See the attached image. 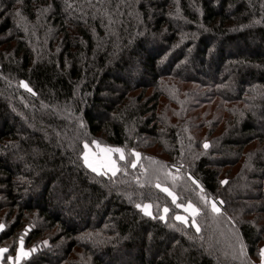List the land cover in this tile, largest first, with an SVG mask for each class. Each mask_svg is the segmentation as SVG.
<instances>
[{
	"label": "trees",
	"instance_id": "16d2710c",
	"mask_svg": "<svg viewBox=\"0 0 264 264\" xmlns=\"http://www.w3.org/2000/svg\"><path fill=\"white\" fill-rule=\"evenodd\" d=\"M211 54L215 74L188 72ZM133 69V80L119 78ZM189 89L197 102L179 107ZM162 99L176 107L161 110ZM263 108L264 0H0V247L13 240L2 264L20 237L36 247L24 264H109L101 255L122 264H145L147 255L148 264H252L264 242V129L253 121ZM209 114L206 137L216 143L205 148ZM95 137L137 151L136 167L128 154L115 175L88 169L82 144ZM55 182L60 202L89 203L74 211L80 225L45 205ZM157 183L200 210L196 226L176 219L182 210ZM27 215L45 226L22 231Z\"/></svg>",
	"mask_w": 264,
	"mask_h": 264
},
{
	"label": "rangeland",
	"instance_id": "374dc122",
	"mask_svg": "<svg viewBox=\"0 0 264 264\" xmlns=\"http://www.w3.org/2000/svg\"><path fill=\"white\" fill-rule=\"evenodd\" d=\"M152 42V44H154L153 43V41H151ZM152 44H150L149 42H147L146 43V47L148 48V51L150 52V51H152V48L153 47H151L152 46ZM250 47V44H245V45H243V47L242 48H249ZM226 50H224V52L225 53H228V52H232L233 50H231V49H229V48H225ZM154 50V49H153ZM216 56H213L212 54L210 55V57L208 58V56H207V59L203 62V64L202 65H199V64H197L196 62H194L193 64H192V66H190L189 67V69H188V72L189 73H201V74H205V75H212V74H215L214 72H215V70H216V65H215V63H216ZM165 67V66H164ZM219 72L220 73H224L225 72V70L224 69H220L219 70ZM119 76V78H123V79H127V80H133L134 78H135V76H136V72H135V70L133 69V70H129V71H124V72H122L121 74H119L118 75ZM24 85V84H23ZM189 90H192V89H189ZM197 92H195L194 90H192V94L191 95H189V96H186L185 94L184 95H179V96H177L176 97V99H178L179 100V107H185V106H189V101L191 102L190 104H193V103H196L197 102ZM188 97H190V99H189V101H188ZM217 101H214L213 103H212V105L214 106V104L216 103ZM181 104V105H180ZM205 106H207V105H205ZM174 108V107H176L174 104H172V103H170L169 101H167V100H165V99H162L161 100V102H160V109L161 110H168V108ZM200 112L201 111H204V110H206L205 108H204V106L202 105L199 109H198ZM198 111V112H199ZM262 111V110H261ZM211 114H209L207 117H206V119H207V121H206V124L204 125V127L200 130L201 131V139L203 140L204 139V141H203V145H205V144H207L208 145V147L207 148H209V146L210 145H212L213 143H216L215 141H216V138L214 139L213 137H206V133H208V130L210 129V128H212V124H211V122H210V120H209V116H210ZM257 116V115H256ZM9 120L11 121V118H9ZM253 121H254V126L255 127H257L258 129H264V108H263V111H262V115H261V117L260 116H257V117H253ZM12 122V121H11ZM215 129H219V130H221L222 129V123H220L219 124V126L218 127H216ZM215 133H218V131L217 132H215ZM214 134V133H213ZM93 141H96L97 143H98V145L99 146H97V144L96 143H93ZM85 145H88V147L87 148H85ZM82 146H83V151H82V158H83V161H84V164H85V160H84V157H85V154H87V156H88V160H89V162H91V163H93L94 164V166H96L97 168H98V172H100V173H108V174H112V172L111 171H109L108 169H107V167H101V165L102 164H106L107 163V155L108 154H106L105 153V151H104V149H106V148H119V149H121L122 151H123V154H124V156H125V159L128 157V154H132V162H131V164H133V163H136L137 162V160H138V158L139 157H137L136 155H135V153H138L137 151H134V150H132V149H127V148H122V147H118V146H112V145H109V144H107L106 142H105V140H103V138H90V139H88V140H86V141H84L83 142V144H82ZM153 152H156V151H159V149H153L152 150ZM120 153H111V159H113V160H115L116 161V166L118 167V163H119V161H124V160H120ZM15 164V165H17L18 166V163H19V161L17 160V159H14V160H10V164ZM21 163V162H20ZM19 163V164H20ZM86 165V164H85ZM22 166V165H21ZM14 167V166H13ZM86 167L88 168V169H90L91 170V168H89L87 165H86ZM23 169H24V167H23ZM28 169H29V167H28ZM30 169H33V167H30ZM39 169L40 170H46V171H50L52 168L51 167H49L48 165L47 166H45V165H43V166H40L39 167ZM33 172H34V174H37L38 172H36L35 171V169H33ZM98 172H95V173H98ZM67 173H65V171H63V173H62V180L64 181V180H67V181H69L70 182V184H73L72 186H74V187H76V182H75V180L74 179H72V178H70V176H68V175H66ZM223 174H224V171H223ZM61 181V180H60ZM62 182V181H61ZM40 187H41V185H37L36 186V188H34V189H32L31 190V199H37V200H39L38 199V196H37V192L39 191V189H40ZM162 188L163 187H166V186H161ZM62 188H64V187H62L61 185H60V183H57V182H55V183H53V185L51 186V189H50V192H49V194L47 195V197L45 198V205L46 206H48L49 208H52L51 209V211L53 210L55 213H57L58 215H59V217L62 219V221H64V223H68V222H71V221H69V218H71L72 219V224L73 225H75V226H77V225H80L81 223H82V221L84 220V218H83V216H81V218H83V220L79 217V215H74V211L75 210H79V209H83L84 211H85V208H86V205H89V203L88 202H81V201H78V200H76L74 197H72L71 198V200H69V201H67V202H63V201H59V199H60V197H59V190H62ZM57 190V191H55V192H53L54 190ZM169 189V188H168ZM263 189H264V181H263ZM169 191L170 192H172L170 189H169ZM246 191V190H245ZM248 191V190H247ZM166 193V192H165ZM233 193V191H231V194ZM167 194V193H166ZM168 195V194H167ZM171 199H172V197L171 196H169ZM25 201V200H27V194H24L23 195V197H21V199H20V201ZM173 202V201H172ZM177 202V201H176ZM213 202H215V201H213ZM212 202V203H213ZM216 203V206L219 208V204L217 203V202H215ZM68 204H70L69 206H68ZM177 204H180V203H175V205H177ZM187 204H189V203H187ZM187 204H185V205H183L184 207H177V208H179V209H181L182 210V212L183 213H181V214H177L176 215V217L177 216H184V217H190V218H193L192 216H191V214H190V212H186L185 211V207L187 206ZM145 205H149L150 207H148V208H145L144 206ZM180 205H182V204H180ZM104 209V206H102V207H92V208H90V210H89V212L88 213H84V214H87V217H86V219L85 220H94V219H96V217H98V215H100V213H101V210H103ZM142 210H143V212L145 213V214H147V215H151V205L149 204V203H146V204H144L143 206H142ZM162 213H164V208H163V212ZM5 215H6V213H5V211L2 213V216H0V221L2 220V219H4V217H5ZM32 215H27V219H25V221L24 222H26L29 218H30V220L29 221H27L26 223H25V225H24V228L22 229V231H24V230H27V231H29L30 230V228H31V226L33 227V226H36V225H43V226H45V224H39V223H37V222H39L40 220L38 219H36V221L33 219V217H31ZM184 222V221H183ZM0 225H3V223H0ZM25 232V231H24ZM44 234H45V236H44ZM43 234V238H41V239H37L36 240V244H37V246L39 247V245L40 244H38L39 242H41V241H43V240H45L50 234L46 231L45 233ZM52 234V233H51ZM138 235H140L139 233L137 234V236ZM21 238L22 237H20V239H19V242H18V244H15V245H17L18 247H17V249L15 250L16 252H14L15 254H13V255H9L8 257H7V260H8V262L6 263V264H15V257H16V255H17V252H18V250L22 247L23 248V250L25 251V252H28V253H30L26 258H24V259H22L21 261H20V264H24L27 260V258H29V256L33 253V252H35L36 251V247L35 246H32V247H23V238H22V243H21ZM127 239V237L124 239V240H126ZM139 240V239H138ZM160 241H163V239L161 238L160 239ZM164 241H165V239H164ZM7 246H4V247H0V249H7V251H8V249H11L12 248V245H13V240L11 239L10 241H7L6 243H5ZM164 244H167L166 242H164ZM56 244H54V246H55ZM15 248H16V246H15ZM42 248H45L46 250L48 249V247H46V246H43ZM33 249H35L34 251H33ZM261 249H264V242H261L260 244H259V247H258V251L256 252V254H255V256H253V258H252V264H264V257H262L261 256ZM7 251L6 252H4V253H2V254H0V264H2V259L6 256L5 254L7 253ZM74 251L76 252V248L74 249ZM135 251V254H134V256H136L137 255V252H136V250H134ZM61 252V248L59 247V246H56L53 250H52V252L50 253V255H58L59 253ZM9 257H11L12 259L10 260L9 259ZM101 258L103 259V261H105L106 262V260H110V262H109V264H122L123 263V260L121 261L122 263H120V262H116V261H114V260H112V258H109V257H107V256H103V255H101ZM26 260V261H25ZM51 261H52V259H51ZM69 261V260H68ZM71 261L72 262H74L75 264L76 263H78V262H75L76 260H74V259H71ZM145 264H148V262L150 261V256L149 255H147L146 257H145ZM53 262V261H52ZM81 263V262H80ZM189 264V263H188Z\"/></svg>",
	"mask_w": 264,
	"mask_h": 264
},
{
	"label": "snow or ice",
	"instance_id": "6c2138e0",
	"mask_svg": "<svg viewBox=\"0 0 264 264\" xmlns=\"http://www.w3.org/2000/svg\"><path fill=\"white\" fill-rule=\"evenodd\" d=\"M22 83H23V82H22ZM23 86H24L25 88H27V85H26V84H24ZM28 90L31 91V89H28ZM93 143H96L97 146H99L98 143H97L96 141H93ZM87 147H88V145H85V148H87ZM204 147L207 148L208 145L205 144ZM104 151H105L106 154H108V155H107V163H106V164H102L101 167H107V169H108L109 171H111L113 175H115V174L117 173V171H119L120 169L116 166V161L113 160V159H111V153H120V157H119L120 160H124V159H125V156H124V154H123V151H122L121 149H119V148H106V149H104ZM135 155H136L137 157H139L140 154H139V153H135ZM84 160H85V164H86L89 168H91L92 171H94V172H98V168H97L96 166H94L93 163L89 162L87 154H85ZM132 167L135 168V167H136V163H133V164H132ZM98 174H101V173L98 172ZM173 179L175 180L176 178L173 177ZM193 183H196V181H193ZM221 183H222V184H223V183H227V181H221ZM156 187H157V188H160L161 191L166 192L169 196L172 197V201H173V203H174V204L176 203V200H177L176 196H175L172 192H170L169 189H168L167 187H163V188H162L161 185H160L159 183L156 184ZM221 203H223V202H221ZM176 206H177V207H184L183 205H180V204H177ZM137 207H141V206H140V205H137ZM144 207H145V208H148V207H150V206H149V205H145ZM168 211H169V210H168L167 208L164 209V212H165V213H167ZM185 211H186V212H190L191 216L193 217V219H192V225H193V226H196L195 217L199 214L200 210H199L198 208L194 207L191 203H189V204H187V206L185 207ZM212 211L215 212V213H217V214L220 213V208H218V207L216 206V203H215V202L212 203ZM160 218H161V219H164L163 216L160 217ZM176 219H177V220H180V221L187 222V218L184 217V216H177ZM2 228H3V225H0V229H2ZM197 231H199V227H197ZM21 243H22V238H21ZM34 250H35V249H33V251H34ZM6 251H7V249H0V254L4 253V252H6ZM260 251H261V256L264 257V249H261ZM29 254H30V253L25 252V251L23 250V248L21 247V248L18 250L17 255H16V257H15V264H20V261H21L22 259L26 258ZM9 259L11 260L12 258L9 257Z\"/></svg>",
	"mask_w": 264,
	"mask_h": 264
}]
</instances>
